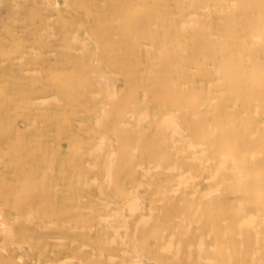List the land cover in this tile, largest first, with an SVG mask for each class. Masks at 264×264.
I'll use <instances>...</instances> for the list:
<instances>
[{"label": "rangeland", "instance_id": "1", "mask_svg": "<svg viewBox=\"0 0 264 264\" xmlns=\"http://www.w3.org/2000/svg\"><path fill=\"white\" fill-rule=\"evenodd\" d=\"M173 1L38 0L37 5L34 0H0V159L5 156L2 159L3 161L1 160L2 163L0 162V210H2L0 213V264H22L23 262V264H141L142 260L143 264H167L168 261H173L170 264H213L215 260V264H229L231 254L222 259V252L228 253L230 248L231 252L234 251L233 240L228 244L230 242L229 238L234 233H231L234 226L239 224L241 219L226 220L229 215L226 212L230 207V203L234 204L232 201L235 198H242L243 194L240 192L241 190L236 189L237 187L240 188L238 180L233 181L234 178H231L235 176V173H232L234 171L231 168V171H227L229 166H227L228 163L225 164L226 160L224 161L223 154L230 155L238 149L236 153L239 162L242 164L244 162L243 172L248 177L253 175L249 181L247 180L251 196H256L257 199L264 202V155L262 156L264 152V133H261L264 131V106H262L264 105V47L260 48L261 43H259V37H264V12L259 13L258 11V9L261 11L264 9V0ZM23 2H25V7L24 5L21 6ZM104 3L106 6L103 7ZM189 3L190 9L188 7ZM236 3H239L238 10L233 9L235 5L237 6ZM52 4L53 6H50ZM192 4L193 7L196 5L197 9H192ZM232 5H234L233 8ZM183 9L187 10L182 12ZM244 10L246 12L248 10L251 14L248 12L241 14ZM194 15L198 18L201 17L192 20L193 17H196ZM249 15L253 16L249 17ZM189 16L191 19L185 20ZM203 16L207 19L206 21ZM257 17H261L262 20L259 21L260 19ZM239 19H241V23ZM246 19L250 21L247 20L246 23H243ZM119 20L122 22L117 23ZM194 20L200 23V30L204 32H200V30L191 31L192 27L190 25ZM234 20L236 22H233ZM65 21L69 24L67 25ZM129 22L132 24L129 25ZM162 22L164 23L162 24L163 27L161 26ZM183 23L185 27H183ZM256 24L258 27H256ZM79 25H82L81 28ZM169 25L171 28H169ZM254 25H256V31L253 30ZM156 27L157 29L160 28L158 29L159 33ZM246 27L249 29L245 31ZM78 28L81 30L79 35L76 36L81 37V42H79V38L77 39L75 36L76 40L73 38V35L79 30ZM211 28L212 30H210ZM154 31L158 33L155 39L152 37L156 33ZM163 31H166V36ZM192 32L196 33L197 38ZM105 33L107 34L105 35ZM135 35L138 36L137 40ZM207 36L210 39H207ZM248 36L258 37L259 40L257 41V38L256 41L255 39L252 40ZM130 37L131 39H129ZM236 39L240 40L236 41ZM176 40L177 42H175ZM207 40H209V44L206 42ZM69 41L73 42L69 43ZM84 42L87 44L86 46H84ZM200 42H205L207 45L205 46L204 43L203 46ZM262 43L264 45V41ZM208 45L209 47H207ZM61 46L63 50L59 49ZM138 46L142 48L139 49ZM151 46L154 49H151ZM67 47H69V50H67ZM206 47L209 49L207 50ZM192 48L194 49L192 50ZM152 52L155 53V56L151 55ZM242 54L243 56H240ZM213 55H216V58L211 57ZM229 56H231V59H229ZM254 57L256 58L254 59ZM80 58L84 61H81ZM159 59L161 60L159 61ZM161 63L164 64L159 69ZM185 68L188 69L185 70ZM189 68L192 70L189 71ZM194 69L197 70L194 71ZM101 77L108 78L109 87L104 88L99 85L100 83L96 78L101 79ZM92 78H94L92 81H87V79ZM229 79L230 81H228ZM217 80H223L224 84L220 81L214 85L218 82ZM192 82L194 83L191 84ZM233 84H236V86ZM84 85L87 86L84 87ZM186 85L188 88H186ZM138 86L139 89H137ZM152 86L154 87L151 88ZM45 87L46 89L48 87V89L46 90ZM101 88L106 90L104 91ZM144 90L145 92L148 91V93L146 92L147 95L144 94ZM250 90H253V93ZM222 91L225 93H222ZM114 92L117 94H114ZM227 92H232V94L229 95ZM97 93H102V97H98ZM58 94L59 96H57ZM63 94L65 97H62ZM220 94L223 95L222 98ZM248 94H250L249 97ZM258 94L260 95L258 96ZM110 95L117 97L114 99ZM88 97L94 100L88 99ZM237 99L238 101H236ZM258 99L260 106L257 103ZM113 100L115 101L113 102ZM214 100H216V103L218 102L217 105ZM60 102L62 107L59 104ZM112 102L115 105L114 108L112 107L113 104H110ZM107 105L112 108L107 107ZM186 105L187 107L190 105V109ZM235 105L238 107L235 108ZM261 106L262 108H260ZM104 107L108 112L103 111ZM185 110H188V114ZM123 112L126 118L121 115ZM143 112L148 113L147 116ZM170 113L171 115L174 113L173 116L175 117L176 115H179V118L181 117L180 120H177L176 117L177 121L175 118L173 119L174 123L176 122L175 124L179 123V128L174 123H170L168 118ZM244 113L247 116L242 115ZM142 114L146 117L141 118ZM200 114H204L203 116L206 115V117L201 119ZM119 115L123 116L124 119ZM198 115L201 116V121H198ZM253 116H255V119ZM104 117H107V119ZM143 118L147 119L142 120ZM167 118L169 121L166 122L173 125H169L171 128L165 121L164 126L160 125L162 120ZM104 120L107 124L104 123ZM140 120L142 121L139 122L140 125L133 129V125H136L137 121ZM182 120L185 123H182ZM118 123L121 124L118 125ZM122 124L123 126H121ZM165 124L168 131L169 128L171 129L169 132L164 129ZM103 125L106 126L105 129ZM159 126H163L162 128L168 138L165 134V136H162L164 132H161ZM145 128L146 130H144ZM23 130L25 131L23 132ZM156 130L158 136L154 134ZM174 130L182 134L177 135ZM188 130H191V132ZM145 131L148 135L143 134ZM213 132H218V134H213ZM139 134L144 135L143 138L147 136V140L139 139ZM254 134L256 135L254 136ZM151 136H153V140L150 139ZM159 136L165 137V139L160 138L161 140H158L157 137ZM184 137L187 138V141L183 140ZM105 138L107 143L103 140ZM190 139L193 141H190ZM138 140L140 142L136 144ZM172 140H174L176 147ZM261 140L262 144H260ZM183 141L186 143L181 144ZM204 141H207L206 143L209 145ZM176 142H180V144ZM97 143L98 145L100 143L103 148L107 146L106 149L99 150L100 145L98 146ZM200 143L204 147L198 148ZM186 144L195 146L197 150H195L196 148L193 150L191 145L187 149V145L186 150L184 147L185 152L188 150L187 154H181L183 151L182 145L185 146ZM255 144L258 146L255 147ZM157 145L158 147H156ZM214 146L218 147L210 148ZM59 147H62V149L60 148V150ZM95 147H98V149ZM174 147L176 150L179 149L177 151V153L180 151L178 155L173 150ZM170 148H172V151ZM207 149L208 154L206 152L202 157L201 151ZM214 149H216V152ZM260 150H262L261 155H259ZM6 151L10 155L6 154ZM167 152L171 154H167ZM193 155L199 157L200 161L193 158ZM248 155L259 157L256 164H254L256 158H249ZM148 158H150L149 161ZM176 158L180 159H178L180 165L177 164ZM188 158L195 160L185 162ZM209 158L210 160L216 159L209 162ZM141 159H145L143 161L145 165ZM109 160L111 161L109 162ZM201 160H203L202 166H200ZM246 160L249 161L250 166L252 165L251 167L247 168L246 164L248 165V163H246ZM7 162L8 164L3 166ZM160 162L162 163L161 168L164 169L163 173L166 175H163L162 170L158 168ZM142 164L145 171L141 170L140 166ZM174 164L177 167H173ZM220 164H225V166ZM108 165L113 168V170L110 168V173L112 172V176H115L111 179V184L108 178L106 183L103 182L107 176L110 177L107 169ZM138 166L140 169H137ZM219 166H227V169L222 170ZM169 169L173 170L169 171ZM136 170L138 172H135ZM217 170L224 172L218 174L220 172L217 173ZM225 171L232 173L233 176L229 173L227 179L224 174L227 176L228 174ZM46 173L47 175H44ZM154 174H156L155 177ZM206 179L207 181H205ZM226 179L232 182L229 183ZM166 181H169V184H165ZM26 182L28 183L26 184ZM170 182L173 183L174 188L179 187L178 190L180 191L172 192L173 188L171 189ZM184 182L188 186L182 185ZM166 185L168 190L165 189ZM180 185L188 188H181ZM158 187L160 190L157 191ZM216 188H219L220 191ZM168 191H171V193ZM164 192L168 193L164 195ZM211 192L214 193L210 194ZM131 193L132 195H130ZM144 193H147V195L145 194V196ZM205 194L207 195L206 198H202L205 197ZM126 195H130V197L127 196L128 199L124 198ZM131 196L135 198L137 196L136 199H140V201L138 199L139 206L143 204L137 213H130L128 209L130 204L134 205ZM220 197H223V200ZM225 197L228 199L225 200ZM45 199L48 201L46 202ZM172 199L175 200V203ZM181 202H186L187 204L184 203L186 207H183ZM211 202H216L215 206ZM111 203L113 204L111 205ZM199 204H203V207H197ZM206 205H210L207 210H205ZM190 206H193V208L191 209ZM226 206H229L228 209L225 208ZM54 207L56 208L55 213H53ZM120 207L125 209V212ZM131 207L133 208V206ZM184 208H187L186 212ZM232 208L233 205L229 210L230 214ZM225 209L226 212H224ZM219 210L226 214L224 220V217L221 218ZM215 213L216 218L214 217ZM183 215L185 217L189 216L184 218L185 223L180 221V219H183ZM190 215H195L191 221L189 219ZM212 215L214 216L212 217ZM26 217L29 220L24 219ZM106 217L110 219V222L113 219L112 223H108L109 220L107 221ZM147 217L148 220L151 218L152 221L145 225L144 222H148ZM210 217L213 219H209ZM140 221L142 222L140 223ZM192 221L193 227H189ZM199 221L200 225L197 224ZM216 222H220V224L216 226ZM224 222H228L230 225ZM139 223L140 226L136 228L135 226ZM29 224L32 225L29 226ZM110 224L113 225V228ZM214 225L215 228H213ZM115 226H117V230ZM180 226H183L185 231L180 229L182 228ZM177 228L181 232H175V230H178ZM189 228L191 231H189V235H186ZM63 229L65 230L63 231ZM90 229H92V232H90ZM227 230H231V232L227 233ZM113 231H115V234ZM197 231H202L205 235L202 233L200 235L199 232L196 233ZM211 231H215L214 235L209 234V232L212 233ZM218 235L222 239L219 240ZM172 236L175 240L173 243L171 242V246H168ZM223 236L227 237L224 239ZM180 237H183L184 243L182 241V244H184V248L179 244L181 242ZM201 237L206 239L202 238L203 241ZM185 238L187 242H185ZM60 240L62 241L60 242ZM32 241L35 243L26 245ZM65 241L67 242L65 243ZM201 243L202 245H200ZM193 244L196 249L192 247ZM203 245H206L204 250L201 249L202 252L206 251L204 254L199 252L201 251L199 250L200 246L203 247ZM163 246L170 247V250L173 248V250L171 252L167 251ZM179 247L183 249H181V253L178 251L180 250ZM216 247H219V252L214 251ZM162 248L165 251L163 250L164 253L161 254ZM133 250L135 251L133 252ZM189 250L193 252H190V255L193 254V257L191 255L192 258L189 256ZM209 250L210 253H208ZM158 251L159 254H157ZM176 251L178 252L176 253ZM133 253L135 254L133 255ZM179 253L180 255L177 257ZM184 255L186 256L184 257ZM7 258H11L14 263L11 260L9 263ZM109 258H112L113 261L114 258L117 260L115 259L113 263Z\"/></svg>", "mask_w": 264, "mask_h": 264}, {"label": "bare ground", "instance_id": "2", "mask_svg": "<svg viewBox=\"0 0 264 264\" xmlns=\"http://www.w3.org/2000/svg\"><path fill=\"white\" fill-rule=\"evenodd\" d=\"M25 1H26V0H25ZM48 1H49V0H48ZM137 1H138V0H137ZM140 1H141V0H140ZM159 1H162V0H159ZM174 1H175V0H174ZM174 1H173V2H174ZM191 1H192V0H191ZM218 1H219V0H218ZM223 1H224V0H223ZM240 1H241V0H240ZM240 1H239V3H240ZM247 1H248V0H247ZM104 2H105V1H104ZM110 2H111V1H110ZM113 2H114V1H113ZM164 2H167V0H164ZM177 2H178V0H177ZM227 2H228V1H227ZM249 2H250V1H249ZM249 2H248V3H249ZM34 3L38 5V0H34ZM85 3H86V2H85ZM193 3H194V2H193ZM222 3H223V2H222ZM230 3L232 4V2H230ZM239 3H238V4H239ZM182 4H183V2H182ZM236 4H237V3H236ZM238 4H237V6L235 5V8H233L234 5H232V8L235 9V10H238V9H237ZM23 5H24V7H25V2H23V3L21 4V6H23ZM57 5H58V4L56 3V6H57ZM104 5L106 6L105 3H104L102 6L104 7ZM50 6H53V4L50 5ZM56 6L54 5V7H56ZM184 6H185V5H184ZM189 6H190V3H189V5H188V7H189ZM191 6H192V9L194 8V10H195L196 5L193 7V4H192ZM262 6H263V5H262ZM165 7H166V6H165ZM165 7H164V9H166ZM57 8L59 9V7H57ZM105 8H106V7H105ZM248 8H249V7H248ZM250 8H251V7H250ZM261 8H262V7H261ZM263 8H264V6H263ZM58 9H57V11H58ZM116 9H117V8H116ZM116 9H115V11H116ZM170 9H172V8L170 7ZM177 9L179 10V8H177ZM189 9H190V7H189ZM189 9H188V10H189ZM196 9H197V8H196ZM55 10H56V9H55ZM106 10H107V9H106ZM119 10H120V9H119ZM186 10H187V9H186ZM186 10L183 9V11H182V10H181V11L184 12V11H186ZM229 10H230V9H229ZM241 10H242V9H241ZM241 10H240V11H241ZM165 11H166V10H165ZM203 11H204V10H203ZM240 11H239V12H240ZM258 11H259V13H260V12L263 13V12H264V9H262V11H261L260 9H258ZM46 12H47V10H46ZM116 12H117V11H116ZM247 12L250 13L248 10H247ZM247 12L244 10V12H242L241 14H243V13L246 14ZM209 13H210V11H209ZM60 14H61V13H60ZM211 14H212V13H211ZM214 14H215V13H214ZM216 14H217V13H216ZM223 14H224V13H223ZM232 14H233V13H232ZM245 14H244V15H245ZM250 14H251V13H250ZM263 14H264V13H263ZM263 14H262V15H263ZM140 15H141V14H140ZM179 15H180V14H179ZM99 16H100V15H99ZM138 16H139V14H138ZM194 16H196V15H194ZM226 16H227V15H226ZM250 16L252 17L253 15H249V17H250ZM146 17H147V16H146ZM200 17H201V16H200ZM200 17H199V18H198V16L193 17L192 20L195 19V18L200 19ZM203 17H204V16H203ZM258 17H259V16H258ZM258 17H257V18H258ZM261 17H262V16H261ZM261 17H260V18H261ZM211 18H212V16H211ZM229 18H231V17L229 16ZM234 18H235V17H234ZM234 18H233V19H234ZM260 18H258V19H260ZM138 19H139V18H138ZM157 19L159 20V18H157ZM157 19H156V20H157ZM186 19H191V17L189 16L188 18H185V20H186ZM204 19H205V21L207 20L205 17H204ZM212 19H213V18H212ZM212 19H211V20H212ZM233 19H232V20H233ZM160 20H161V19H160ZM247 20L250 21L249 19H246L245 22H243V23H246ZM261 20H262V19H260L259 21H261ZM122 21H123V19H122ZM122 21L119 20L117 23H120V22H122ZM163 21H164V20H163ZM190 21H191V20H190ZM225 21H226V19H225ZM239 21H240V23H241V19H239ZM41 22H42V21H41ZM219 22H220V21H219ZM221 22H222V21H221ZM233 22H236V21L234 20ZM65 23H66V21H65ZM113 23H114V22H113ZM157 23H158V21H157ZM185 23H186V22H185ZM210 23H212V22H210ZM223 23H224V21H223ZM228 23H229V22H228ZM66 24H67V23H66ZM68 24H69V23H68ZM68 24H67V25H68ZM81 24H82V23H81ZM131 24H132V23L129 22V25H131ZM162 24H164V23H163V22L161 23V26L163 27ZM186 24H188V23H186ZM190 24H191V23H190ZM199 24H200V23H198L197 21L194 20V22H192V24L190 25V27H192V28H191V31H192V30H193V31H199V30H200V27H199L200 25H199ZM220 24H222V23H220ZM257 24H259V23H257ZM257 24H256V25H257ZM67 25H66V26H67ZM136 25H137V24H136ZM182 25H183V27H185V26H184V25H185L184 23H183ZM240 25H241V24H240ZM256 25H254V29L252 28L254 31L257 30L256 27H258V25H257V26H256ZM81 26H82V25H79L80 28H81ZM156 26H157V24H156ZM164 26H165V25H164ZM169 26H170V25H169ZM211 26H212V25H211ZM220 26H222V25H220ZM237 26H239V25H237ZM255 26H256V27H255ZM118 27H119V24H118ZM152 27H153V26H152ZM162 27H161V29H163ZM226 27H227V26H226ZM248 27H249V26H248ZM248 27H246L245 31H246L247 29L250 28V27H249V28H248ZM80 28H78L79 30L73 35V38H74V39H75V37H76L77 39L79 38V42H81V41H80L81 37H77L76 35H79V31L81 30ZM169 28H171V26H170ZM209 28H210V27H209ZM156 29H157V27H156ZM158 29H160V28H158ZM158 29H157V30H158ZM184 29H185V28H184ZM255 29H256V30H255ZM169 30H170V29H169ZM185 30H187V29H185ZM210 30H212V28H211ZM263 30H264V29H263ZM230 31H231V30H230ZM232 31H233V30H232ZM43 32H45V31H43ZM154 32H156V31H154ZM154 32H153V33H154ZM157 32L159 33V30H158ZM157 32H156L155 34H153V36H152L153 39L156 38V36H157V34H158ZM165 32H166V31H165ZM165 32L163 31L164 34H165ZM200 32H204V31L200 30ZM167 33H168V32H167ZM106 34H107V33H105V35H106ZM131 34H132V33H131ZM164 34H163V35H164ZM192 34H193V35H196V33H193V32H192ZM142 35H143V34H142ZM74 36H75V37H74ZM165 36H166V34H165ZM175 36H176V35H175ZM199 36H200V35H199ZM115 37H117V36H115ZM135 37H136V35H135ZM142 37H143V36H142ZM195 37L197 38V35H196ZM202 37H203V36H202ZM248 37H250V39H252V40L255 39V41H256V38H257V41L259 40L258 37H256V38L251 37V36H248ZM248 37H247V39H248ZM163 38H164V37H163ZM232 38H233V37H232ZM232 38H231V39H232ZM259 38H260V40H261V41L259 40V43H261V44H260V45H261L260 48H263L264 45H263L262 42L264 41V37H259ZM57 39H58V38H57ZM74 39H73V41H74ZM129 39H131V37H130ZM137 39H138V36L136 37V40H137ZM164 39H165V38H164ZM204 39H205V38H204ZM207 39H210V38H208V36H207ZM75 40H76V39H75ZM239 40H240V39H238V40L236 39V41H239ZM73 41H69V43H72ZM128 41H129V40H128ZM75 42H76V41H75ZM77 42H78V41H77ZM152 42H153V40H152ZM175 42H177V40H176ZM206 42L208 43L209 40H207ZM200 43H201V42H200ZM204 43H205V42H204ZM204 43H201V44L203 45ZM242 43H243V42H242ZM76 44H78V43H76ZM76 44H75V45H76ZM81 44H82V43H81ZM83 44H85V42H84ZM163 44H164V43H163ZM163 44H162V45H163ZM170 44H171V43H170ZM208 44H209V43H208ZM243 44H244V43H243ZM245 44H246V43H245ZM86 45H87V44H85L84 46H86ZM89 45H90V44H89ZM164 45H167V44L165 43ZM172 45H173V43H172ZM204 45L206 46L207 44L205 43ZM204 45H203V46H204ZM252 45H253V44H252ZM252 45H251V46H252ZM141 46H142V45H141ZM141 46H140V48L143 47V46H142V47H141ZM230 46H232V45H230ZM235 46H237V45H235ZM70 47H71V46H70ZM207 47H209V45H208ZM207 47H206V49H207ZM237 47H238V46H237ZM237 47H236V48H237ZM255 47H256V46H255ZM257 47H259V46H257ZM138 48H139V46H138ZM140 48H139V49H140ZM150 48H151V49H154V47H152V46H151ZM162 48H163V47H162ZM252 48H254V47L252 46ZM59 49H62V50H63L62 46H61V48H59ZM88 49H89V47H88ZM179 49H180V48H179ZM193 49H194V48H192V50H193ZM202 49H203V47H202ZM208 49H209V48H208ZM208 49H207V50H208ZM258 49H259V48H258ZM67 50H69V47H67ZM97 50H98V48H97ZM190 50H191V49H190ZM259 50H260V49H259ZM74 51H76V50H74ZM87 51H89V50H87ZM98 51H99V50H98ZM98 51H97V53H98ZM132 51H133V50H132ZM182 51H183V50H182ZM182 51H181V52H182ZM198 51H199V49H198ZM201 51H205V50H201ZM260 51H262V49H261ZM263 51H264V48H263ZM80 52H82V51H80ZM174 52H175V51H174ZM183 52H185V51H183ZM217 52H218V51H217ZM75 53H76V52H75ZM83 53H85V52L83 51ZM238 53H240V52H238ZM9 54H10V53H9ZM78 54H79V53H78ZM185 54H187V53H185ZM52 55L54 56L53 53H52ZM81 55H83V54H81ZM85 55H86V53H85ZM149 55H150V54H149ZM151 55H152V56H155V53L152 52ZM164 55H165V54H164ZM164 55H163V56H164ZM166 55H168V54H166ZM203 55H204V54H203ZM203 55H202V56H203ZM98 56H99V55H98ZM98 56H97V57H98ZM231 56H232V54H231ZM231 56H229V59H231ZM233 56H234V55H233ZM237 56L239 57V54H238ZM240 56H243V54L240 55ZM249 56H250V51H249ZM211 57L216 58V55H215V56L213 55V56H211ZM211 57H210V58H211ZM160 58H161V57H160ZM203 58H204V56H203ZM255 58H256V57H254V59H255ZM19 59H20V58H19ZM80 59H81V58H80ZM136 59H137V58H136ZM172 59H173V58H172ZM180 59H182V58H180ZM229 59H227V60H229ZM248 59H250V57H248ZM160 60H161V59H159V61H160ZM227 60H225V61H227ZM81 61H84V60L81 59ZM100 61H101V60H100ZM138 61H139V60H138ZM140 61H141V60H140ZM221 61H223V60L221 59ZM260 61H261V60H260ZM213 62H214V59H213ZM262 62H263V61H262ZM139 63H140V62H139ZM139 63H138V64H139ZM202 63H203V62H202ZM54 64H55V63H54ZM70 64H71V62H70ZM94 64H95V63H94ZM136 64H137V63H136ZM138 64H137V65H138ZM163 64H164V63H161V65L159 64V69L161 68V66H162ZM221 64L223 65L222 62H221ZM77 66H78V65H77ZM181 66H182V65H181ZM11 67H12V66H11ZM89 67H90V66H89ZM91 67H94V66H91ZM135 67H136V66H135ZM77 68H78V67H77ZM157 68H158V66H157ZM171 68H172V67H171ZM218 68H219V66H218ZM186 69H188V68H185V70H186ZM210 69H211V68H210ZM149 70H150V69H149ZM183 70H184V69H183ZM183 70H182V73H183ZM190 70H192V69L189 68V71H190ZM195 70H197V69H194V71H195ZM199 70H200V69H199ZM152 71H153V70H152ZM187 71H188V70H187ZM37 72H38V71H37ZM172 72H173V71H172ZM197 72L199 73L200 71H197ZM197 72H196V73H197ZM215 72H216V71H215ZM29 73H30V72H29ZM35 73H36V72H35ZM143 73H144V72H143ZM143 73H142V74H143ZM182 73H181V74H182ZM198 73H197V74H198ZM202 73H203V72H202ZM219 73H220V72H219ZM150 74H151V73H150ZM150 74H148V76H150ZM153 74H154V73H153ZM94 75H95V72H94ZM171 75H172V73H171ZM182 75H183V74H182ZM194 75H195V73H194ZM141 76H142V75H141ZM90 77H91V76H90ZM123 77L125 78L126 76H123ZM182 77H183V76H182ZM14 79H15V78H14ZM93 79H94V78H92V79H90V80L87 79V81L90 82V81H92ZM96 79H97L98 83H100L99 85L103 86L104 88L109 87V80H108V78H102V77H101V79H99V78H96ZM98 79H99L100 81H99ZM140 79H141V78H140ZM262 79H263V78H262ZM262 79H261V81H263ZM251 80H252V79H251ZM71 81H72V80H71ZM79 81H80V80H79ZM217 81H218V80H217ZM220 81H221V80H219L218 82L214 83V85L217 84V83H219ZM222 81H223V80H222ZM222 81H221L220 83L224 84ZM228 81H230V79H229ZM85 82H86V81H85ZM141 82H142V79H141ZM235 82H236V81H235ZM255 82H256V81H255ZM98 83H96V84H98ZM138 83H139V81H138ZM193 83H194V82H192L191 84H193ZM236 83H237V82H236ZM256 83H257V82H256ZM169 84H170V86H172L171 83H169ZM211 84H212V82H211ZM241 84H242V83H241ZM80 85H81V84H80ZM233 85L236 86V84H233ZM256 85H257V84H256ZM86 86H87V85H84V87H86ZM93 86L95 87V85H93ZM154 86H155V85H154ZM154 86H152L151 88H153ZM173 86L175 87V85H173ZM183 86H184V85H183ZM186 86H187V85H186ZM211 86H212V85H211ZM49 87H50V86H49ZM97 87H98V86H97ZM155 87H156V86H155ZM178 87H179V85H178ZM192 87H193V86H192ZM192 87H191V88H192ZM223 87H224V86H223ZM252 87H253V86H252ZM252 87H251V88H252ZM62 88H63V87H62ZM104 88H103V89L101 88V89L105 91L106 89H104ZM115 88H116V87H115ZM186 88H188V86H187ZM45 89H46V87H45ZM47 89H48V87H47ZM47 89H46V90H47ZM85 89H86V88H85ZM137 89H139V86H138ZM175 89H176V88H175ZM183 89H184V87H183ZM183 89H182V90H183ZM193 89H194V88H193ZM230 89H231V88H230ZM260 89H261V88H260ZM78 90H79V88H78ZM240 90H241V88H240ZM43 91H44V89H43ZM79 91H80V90H79ZM130 91H132V90H130ZM199 91H200V90H199ZM252 91H253V90H252ZM252 91L250 90L251 93H253ZM32 92H33V91H32ZM36 92H38V91H36ZM101 92H102V91H101ZM121 92H122V91H121ZM144 92H145V90H144ZM146 92L148 93V91H146ZM146 92H145L144 94L147 95ZM201 92H202V90H201ZM250 92H249V93H250ZM28 93H30V92H28ZM84 93H86V92H84ZM222 93H225V92L222 91ZM230 93L232 94V92H230ZM230 93L227 92V94L231 95ZM251 93H250V94H251ZM99 94H100V93H99ZM99 94L97 93V96H98V97H102V93L100 94V96H99ZM114 94H117V93L114 92ZM240 94H241V93H240ZM250 94H248V97H249ZM94 95H96V94H94ZM112 95H113V94H112ZM112 95H110V96H112ZM167 95H169V94H167ZM220 95H222V94H220ZM241 95H242V94H241ZM259 95H260V94H258V96H259ZM57 96H59V94H58ZM60 96H61V95H60ZM81 96H82V95H81ZM83 96H84V94H83ZM89 96H90V94H89ZM92 96H93V93H92ZM92 96H91V97H92ZM251 96H252V95H251ZM263 96H264V94H263ZM0 97H1V96H0ZM62 97H65V95L63 94ZM112 97H114V96H112ZM115 97H117V96H115ZM115 97H114V99H115ZM161 97H164V96H161ZM179 97H180V95H179ZM222 97H223V95L221 96V98H222ZM240 97H241V96H240ZM240 97H239V98H240ZM243 97H244V96H243ZM55 98H56V96H55ZM83 98H84V97H83ZM89 98H90V97H88V99H89ZM94 98H95V96H94ZM221 98H220V99H221ZM224 98H225V97H224ZM258 98H259V97H258ZM61 99H62V98H61ZM71 99H72V98H71ZM73 99H74V98H73ZM90 99H92V98H90ZM95 99H96V98H95ZM97 99H99V98H97ZM118 99H119V98H118ZM118 99H117V100H118ZM48 100H49V98H48ZM52 100H54V99H52ZM52 100H51V102H52ZM92 100H94V99H92ZM120 100H121V99H120ZM120 100H119V101H120ZM46 101H47V100H46ZM49 101H50V100H49ZM55 101H56V100H55ZM67 101H68V100H67ZM111 101H112V99H111ZM114 101H115V100H113V102H114ZM214 101H215V103H216V100H214ZM236 101H238V99H237ZM247 101H248V100H247ZM33 102H35V101H33ZM76 102H77V100L75 101V103H76ZM113 102L110 103V104H113V106L110 105V104H109V105L112 106V107L114 108L115 105H114ZM117 102H118V101H117ZM187 102H188V101H187ZM243 102H244V101H243ZM250 102H251V101H250ZM262 102H263V101H262ZM10 103H11V102H10ZM46 103H48V102H46ZM53 103H54V101H53ZM55 103H57V102H55ZM85 103H86V102H85ZM143 103H144V102H143ZM164 103H165V101H164ZM236 103H237V102H236ZM241 103H242V101H241ZM257 103H258L259 106H260L259 99H258ZM4 104H5V103H4ZM29 104H30V103H29ZM49 104H52V103H49ZM59 104L61 105V102H60ZM83 104H84V103H83ZM176 104H178V103H176ZM188 104H189V103H188ZM210 104H211V103H210ZM217 104H218V102L216 103V105H217ZM263 104H264V102H263ZM249 105H251V104H249ZM261 105H262V104H261ZM110 106L107 105V107H110ZM135 106L137 107L136 104H135ZM189 106H190V105H189ZM189 106L187 107V105H186L187 108H189ZM201 106H203V105H201ZM236 106H237V105H235V108L238 107V106H237V107H236ZM262 106H264V105H262ZM262 106H261L260 108H262ZM61 107H62V105H61ZM112 107H110V108H112ZM197 107H198V106H197ZM242 107H243V106H242ZM242 107H241V108H242ZM78 108H79V107H78ZM117 108H118V107H117ZM133 108H134V106H133ZM184 108H185V107H184ZM184 108H183V109H184ZM198 108H199V107H198ZM17 109H18V108H17ZM83 109H84V108H83ZM87 109H88V108H87ZM93 109H94V108H93ZM95 109H97V108H95ZM108 109H109V108H108ZM135 109H136V108H135ZM185 109H186V108H185ZM189 109H190V108H189ZM233 109H234V107H233ZM258 109H259V108H258ZM258 109H257V110H258ZM105 110L108 112V110L106 109V107H104V110H103V111L106 112ZM109 110H110V109H109ZM111 110H112V109H111ZM195 110H197V109L195 108ZM229 110H231V109H229ZM260 110H261V109H260ZM8 111H10V110H8ZM93 111H95V110H93ZM103 111H102V112H103ZM146 111H147V110H146ZM185 111H186V110H185ZM187 111H188V110H187ZM187 111H186V113H187ZM91 112H92V111H91ZM120 112H121V111H120ZM177 112H178V111H177ZM177 112H176V114H179V113H177ZM256 112H258V111H256ZM9 113H11V112H9ZM70 113H71V112H70ZM129 113H130V112H129ZM129 113H128V114H129ZM143 113H144L146 116H147V114H148V113L146 114V112H143ZM180 113H183V112H180ZM214 113H215V112H214ZM74 114H75V113H74ZM118 114H120V113H118ZM144 114H142L141 118H142V117H146V116H144ZM183 114H185V113H183ZM187 114H188V113H187ZM210 114H211V113H210ZM256 114H257V113H256ZM108 115H110V114H108ZM121 115L125 116V118H126V115L124 114V112L121 113ZM121 115H119V116L121 117ZM173 115H175V114L172 113V115H171V113H170V114H169L170 117H168V115H166V117H168V118L170 119V123H174V120H173V119L175 118V120H176V117H177V120H180L181 117H180V118L178 117L180 114H179L178 116L176 115V117L173 116ZM181 115H182V114H181ZM200 115H201V114H200ZM200 115H198V118L195 117V118L198 119V121H201L202 118L206 117V115L203 116L204 114L201 115L202 117H201ZM242 115H246V114L244 113V114H242ZM8 116H9V115H8ZM106 116H107V114H106ZM123 116H122V117H123ZM138 116H140V115H138ZM171 116H173V117L171 118ZM183 116L185 117V115H183ZM194 116H195V115H194ZM246 116H247V115H246ZM122 117H121V118H122ZM132 117L134 118V115H133ZM149 117H150V116H149ZM200 117H201V119H200ZM242 117H243V116H242ZM253 117H254V119H255V116H253ZM256 117H257V116H256ZM104 118H105V117H104ZM104 118H102V119H104ZM147 118H148V117H147ZM147 118H145V119H147ZM154 118H155V116H154ZM164 118H165V117H164ZM168 118H167L166 120L163 119L160 125H163V123H165L166 121H169ZM52 119H54V118L52 117ZM102 119H101V120H102ZM105 119H107V117H106ZM122 119H124V117H123ZM138 119H139V118H138ZM145 119L143 118L142 120H145ZM182 119H183V118H182ZM184 119H185V118H184ZM241 119H242V118H241ZM171 120H172L173 122H172ZM177 120H176V121H177ZM123 121H124V120H123ZM164 121H165V122H164ZM182 121H183L182 123H185L184 120H182ZM105 122H106V121L104 120V123H105ZM114 122H115V121H114ZM137 122H138V123H136V125H135V124L133 125V129L136 128L137 126H139V125H140L139 122H142V121L140 120V121H137ZM143 122H144V121H143ZM195 122H197V121H195ZM1 123H2V122H1ZM33 123H35V122L33 121ZM97 123H99V122H97ZM97 123H96V124H97ZM100 123H101V122H100ZM100 123H99V124H100ZM115 123H116V122H115ZM168 123H169V122H168ZM168 123L166 122V124H167L168 126H169V125L173 126L172 124H170V123L168 124ZM175 123H176V122H175ZM175 123H174V124H175ZM233 123H234V122H233ZM235 123L237 124V122H235ZM84 124H85V123H84ZM90 124H91V123H90ZM99 124H97V125H99ZM106 124H107V122H106ZM106 124H105V125H106ZM119 124H121V123H118V125H119ZM166 124H165V125H166ZM192 124H193V122H192ZM247 124H249V123L247 122ZM80 125H81V124H80ZM86 125H87V124H86ZM105 125H103V126H104V127H103L104 129H105V127H106ZM131 125H132V124H131ZM167 125H166V127H165L164 129L166 130V132H169V131L171 130V129H170L171 126H169L170 128H169V131H168V129H166V128H168ZM178 125H179V123H178V124H175V126H176L177 128H179ZM234 125H235V124H234ZM261 125H262V124H261ZM94 126H95V125H94ZM108 126H109V124L107 125V128H108ZM121 126H123V124H122ZM134 126H135V127H134ZM163 126H164V125H163ZM163 126H159V128L161 127V129H160V130H162L161 132H164V133L162 134V136H165V135H166V137L168 138L167 134L165 133L164 129L162 128ZM190 126H192V125H190ZM246 126H247V125H246ZM259 126H260V125H259ZM263 126H264V125H263ZM99 127H100V126H99ZM209 127H210V126H209ZM228 127H229V126H228ZM103 128H102V129H103ZM150 128H152V127H150ZM159 128H158V130H159ZM172 128H173V127H172ZM174 128H175V127H174ZM218 128H219V127H218ZM218 128H216V129H218ZM28 129H29V128H28ZM28 129H27V130H28ZM62 129H63V128H62ZM216 129H215V130H216ZM64 130H65V129H64ZM89 130H90V129H89ZM131 130H132V129H131ZM144 130H146V128H145ZM151 130H152V129H151ZM160 130L158 131L159 134H160ZM177 130H178V129H177ZM24 131H25V130H23V132H24ZM66 131H67V130H66ZM107 131H108V130H107ZM148 131H149V130L147 129V132H148ZM174 131L176 132V130H174ZM184 131H185V130H184ZM188 131L191 132V130H188ZM216 131H217V130H216ZM227 131H228V130H227ZM175 132H174V133H175ZM225 132H226V130H225ZM258 132H259V131H258ZM18 133H20V132H18ZM67 133H68V131H67ZM73 133H74V132H73ZM97 133H98V132H97ZM172 133H173V132H172ZM172 133H171V134H172ZM179 133H180V132L177 131L175 134H177V135L182 134V133H180V134H179ZM199 133H200V132H199ZM214 133H215V134H218V132H213V134H214ZM261 133H264V131L261 132ZM10 134H11V133H10ZM140 134H141V133H140ZM140 134H139V135H140ZM143 134H145V135L147 134V135H148V133H146V131L143 132ZM151 134L153 135V133H151ZM154 134L157 135V136L159 135V134L157 133V130H156V132H154ZM164 134H165V135H164ZM235 134H236V133H235ZM257 134H258V133H257ZM75 135L77 136V134H75ZM172 135H173V134H172ZM211 135H212V133H211ZM255 135H256V134H254V136H255ZM3 136H5V135H3ZM105 136H106V135H105ZM142 136H144V135H142ZM142 136L140 135L139 139H143L144 141L147 140V139H146L147 136L144 137V138H143ZM153 136H154V135H153ZM153 136H151V138H150L151 140H153ZM162 136L157 137L158 140H161V139L163 138ZM217 136H218V135H217ZM252 136H253V135H252ZM254 136H253V137H254ZM41 137H42V135H41ZM102 137H104V136H102ZM108 137H109V136H108ZM154 137H155V136H154ZM209 137H212V136H209ZM42 138H43V137H42ZM75 138H76V137H75ZM80 138H82V137H80ZM93 138H94V137H93ZM160 138H161V139H160ZM167 138H166V139H167ZM185 138H186V137H184V139H183V138H182V139L185 140V141H187V138H186V139H185ZM189 138H190V137H189ZM189 138H188V140H189ZM193 138L195 139L196 137H193ZM70 139H71V138H70ZM101 139H102V138H101ZM164 139H165V137H164L162 140H164ZM171 139H172V138H171ZM230 139H231V137H230ZM103 140H104V142L107 141L106 138L103 139ZM103 140H101V141L103 142ZM168 140H169V139H168ZM191 140H192V139H190V141H191ZM216 140H217V138H216ZM263 140H264V139H263ZM25 141H26V140H25ZM185 141H183V143H181V144H185V143H186ZM192 141H193V140H192ZM138 142H140V141L138 140V141L136 142V144H138ZM164 142H165V141H164ZM168 142H169V141H168ZM172 142H174V140H172ZM184 142H185V143H184ZM206 142H207V141H206ZM206 142L204 141V143H206ZM263 142H264V141H263ZM87 143H88V142H87ZM87 143H86V144H87ZM106 143H107V142H106ZM106 143H105V145H106ZM141 143H142V142H141ZM166 143H167V140H166ZM169 143H170V142H169ZM176 143L180 144V142H176ZM188 143H189V142H188ZM192 143H193V142H192ZM192 143H191V144H192ZM159 144H160V143H159ZM159 144H158V145H159ZM191 144H190V145H191ZM206 144H207V143H206ZM216 144L218 145V143H216ZM216 144H215V145H216ZM260 144H262V140H261V143H260ZM97 145H98V143H97ZM99 145H100V143H99ZM99 145H98V146H99ZM105 145H103V146H105ZM158 145H157L156 147H158ZM165 145H166V144H165ZM175 145H176V144H175V142H174V146H175ZM187 145H188V144H186L185 146L182 145V147H183L182 150H183V151H182L181 154H183V155L187 154L186 152H187L188 150L185 152V150H186V146H187ZM190 145L187 146V149L190 147ZM192 145H194V144H192ZM192 145H191V147H193L192 149L194 150V148H196V147H195V146H192ZM203 145H205V144H203ZM207 145H209V144H207ZM210 145L213 146L212 144H210ZM223 145H225V144H223ZM137 146H138V145H137ZM249 146H250V144H249ZM256 146H258V145L255 144V147H256ZM260 146H261V145H260ZM106 147H107V146H105V148H103V147H101V145H100V149H99V150H101L102 148L105 150ZM151 147H152V146H151ZM159 147H160V146H159ZM175 147H176V146H175ZM175 147H174L173 150H175V152L177 153V151H178L179 149L176 150ZM184 147H185V150H184ZM199 147H204V146H202L201 143H200V145L198 144V148H199ZM205 147H206V145H205ZM216 147H218V146H216ZM216 147L214 146V147H210V148L212 149V148H216ZM221 147H222V145H221ZM60 148L62 149V147H59V149H60ZM68 148H69V147H68ZM95 148L98 149V147H95ZM206 148H208V147H206ZM61 149H60V150H61ZM103 149H102V151H103ZM153 149H155V148H153ZM171 149H172V148H170V150H171ZM21 150H22V148H21ZM67 150H68V149H67ZM136 150H137V148H136ZM136 150H135V152H136ZM155 150H157V149H155ZM170 150H169V151H170ZM195 150H197V148H196ZM214 150H215V152H216V149H214ZM23 151H26V150H23ZM80 151H81V150H80ZM169 151H168V152H169ZM171 151H172V150H171ZM260 151H261V152H260ZM260 151H259V155H261V153H262V150H260ZM156 152H157V151H156ZM168 152H167V154H171V153H168ZM179 152H180V151H179ZM179 152L177 153V155L179 154ZM194 152H195V151H194ZM201 152H202V153H200V154H201L202 157H203V154H204V153L207 152V154H208V149H207L206 151L203 150V151H201ZM236 152H238V149L235 151V153H236ZM79 153H80V152H79ZM94 153L97 154L96 152H94ZM112 153H113V152H112ZM112 153H111V154H112ZM115 153H118V152H115ZM115 153H114V156H115ZM235 153H233V154L230 153V155H227V154H223V155H222V157H224V161L226 160V163H225V162H224V163H225V164L228 163L227 166H229V167H228L229 170L226 168L227 166H226V167H221V166H223V165L225 166V164L221 165V164H222V163H221V164H220L221 166H219V168L221 167L220 169H222V170H223L224 168H226L227 171H231V169H233L234 172H232V173H235V174H234L235 176H234V177H231V178H234L233 181H234V180L236 181V179L238 180V185L240 186V188L237 187L236 189L241 190L240 192H242V194H243V196L240 194V195L242 196V198H241V197H239L238 199L235 198V200L232 201V203H234V204H231V203H230V207H229V206H226V207H225L226 209H228V207H229V209L227 210V212H226V209L224 210V212H226V214H229V215H230V216L228 215V218L225 217V215H226L225 213H222L221 210H219V212H220V216H222L221 218L224 217L223 220H224L225 218H226V220H227V219H228V220H233L234 218H239V219H241V221L239 222V224H237L236 226H234V228H236L235 230H234V228H233V231H232V232H231V230H230V231L227 230V233H228V232H231V233L234 232V233L230 236V238H229V241H230V242H229L228 244H230L231 241L233 240V243H234V247H235V248H234V251H233V252H231V248H230V247H229L230 250H228V251H230V252L226 253V252L223 251V252H222V259H225L224 257H226V255L231 254V255H230V262H229V264H264V202H263L262 200L257 199L256 196H254V197L251 196V193H250L251 190L249 191L247 180L249 181L250 177H252L253 175H250V177H248L247 174H246L245 172H243L244 170H243L242 168H243L244 162H243V164L240 163V162H239L240 160H239V158H238V156H237L238 154H237V153L235 154ZM6 154H9V155H10V153L7 152V151H6ZM108 154H109V153H108ZM195 154H196V153H195ZM200 154H199V155H200ZM215 154H216V153H215ZM106 155H107V153H106ZM116 155H118V154H116ZM183 155H182V156H183ZM196 155H197V154H196ZM196 155H195V156L193 155L192 157H193V158H197ZM204 155H205V154H204ZM253 155H254V154H253ZM253 155H252V156H251V155H250V156L248 155V156H249V158H252ZM255 155H256V154H255ZM257 155H258V154H257ZM263 155H264V152H263L262 156H263ZM143 156H144V155H143ZM165 156H166V155H165ZM168 156H169V155H168ZM180 156H181V155H180ZM180 156H179V158H180ZM182 156H181V157H182ZM206 156H207V155H206ZM227 156H228V158H227ZM248 156H247V157H248ZM2 157L4 158L5 156H2ZM28 157H29V156H28ZM85 157H86V156H85ZM111 157H113V156L111 155ZM111 157H110V158H111ZM116 157H117V156H116ZM116 157H115V158H116ZM153 157H154V156H153ZM163 157H164V156H163ZM176 157H177V156H176ZM204 157H205V156H204ZM214 157H215V155H214ZM220 157H221V156H220ZM222 157H221V159H223ZM245 157H246V156H245ZM247 157H246V158H247ZM3 158L0 159V162H1V163H2V161H3V160H2ZM135 158H136V156H135ZM142 158H143V157H142ZM168 158H169V157H168ZM179 158H178V159H179ZM253 158L255 159L256 157L254 156ZM258 158H259V157H258ZM258 158L255 159L254 164H256ZM149 159H150V158H148V161H149ZM178 159L176 158V162H177L178 165H180L181 163H180V164L178 163ZM188 159H189V160H188ZM188 159H187L185 162H188V161L192 160V159H190V158H188ZM197 159L199 160L200 158L198 157ZM213 159H216V158H213ZM213 159L210 160V158H209V162L213 161ZM1 160H2V161H1ZM97 160H98V158H97ZM141 160H142V163H143V161H145V159H144V160L141 159ZM162 160H163V159H162ZM164 160H165V157H164ZM179 160H180V159H179ZM194 160H195V159H194ZM194 160H192V161H194ZM252 160H253V159H252ZM20 161H22V160H20ZM23 161H24V159H23ZM110 161H111V160H109V162H110ZM199 161H200V160H199ZM150 162H151V161H150ZM165 162H166V161H165ZM179 162H180V161H179ZM195 162H196V161H195ZM202 162H203V160H201V165H200V166H202ZM241 162H242V161H241ZM248 162H249V161L246 160V163H248ZM250 162H251V161H250ZM63 163H64V162H63ZM114 163L116 164V162H114ZM152 163H154V162H152ZM207 163H208V162H207ZM207 163H205V164H207ZM6 164H8V162L5 163V164H3V166L6 165ZM10 164H11V163H10ZM16 164H17V162H16ZM108 164H109V163H108ZM143 164H144V163H143ZM143 164L140 166V167H141V170L143 169V168H142ZM150 164H151V163H150ZM177 164H176V165H177ZM183 164H184V163H183ZM241 164H242V165H241ZM249 164H250V163H248V165L246 164V166H248L247 168H249V167L252 166V165L250 166ZM87 165H88V164H87ZM113 165H114V164H113ZM138 165H140V164H138ZM144 165H145V164H144ZM151 165H152V164H151ZM160 165L162 166V163H161V162H160L158 168L162 170V174L164 175V174H165V173H163V170H164V169H162L163 167L161 168ZM108 166H109V167H107V169H108V171H109L108 173H109V175H110V177H111V176H112V174H111L112 172L110 173V171H111L110 168H111V167H110V165H108ZM111 166H112V164H111ZM231 166H232V167H231ZM253 166H254V165H253ZM87 167H88V166H87ZM114 167H115V165H114ZM140 167L138 166L137 169H140ZM173 167H177V166H175V164H174ZM204 167H205V166H204ZM254 167H256V166H254ZM94 168H95V167H94ZM168 168H169V167H168ZM170 168H171V167H170ZM206 168H207V167H206ZM230 168H231V169H230ZM37 169H38V167H37ZM91 169H92V168H91ZM111 169L113 170V168H111ZM165 169H166V168H165ZM175 169H177V168H175ZM211 169H212V167H211ZM211 169H210V170H211ZM226 169H224V170H226ZM143 170H144V169H143ZM171 170H173V169H169V171H171ZM181 170H182V168H181ZM222 170H221V171H220V170H217L216 172H217V173L220 172V173H218V174H221V172H222V173L224 172V171H222ZM46 171H48V170H46ZM144 171H145V170H144ZM149 171H150V169H149ZM165 171H166V170H165ZM167 171H168V169H167ZM167 171H166V172H167ZM227 171H225V173H227ZM260 171H261V170H260ZM135 172H138V171L136 170ZM205 172H206V169H205ZM160 173H161V172H160ZM206 173H207V172H206ZM229 173H230V172L227 173L228 176H227L226 174H224V175L226 176L227 179H228V177H229ZM232 173H230V175H232ZM33 174H34V173H33ZM141 174H142V173H141ZM156 174H158V173H156ZM156 174H154L153 176L155 177ZM215 174H216V173H215ZM259 174H260V173H259ZM259 174H258V175H259ZM44 175H47V173L44 174ZM116 175H117V174H116ZM165 175H166V174H165ZM216 175H217V174H216ZM256 175H257V174H256ZM113 176H114V175H113ZM113 176H112L111 178L107 176L106 179H105L103 182L106 183L107 178H108V180L110 181V184H111V179L113 178ZM144 176H145V175H144ZM153 176H152V177H153ZM159 176H160V174H159ZM232 176H233V175H232ZM114 177H115V176H114ZM200 177H201V176H200ZM214 177H216V176H214ZM217 177H218V176H217ZM217 177H216V178H217ZM43 178H44V176H43ZM109 178H110V179H109ZM144 178H146V177H144ZM150 178H151V177H150ZM201 178H202V177H201ZM152 179H153V181H155L154 178H152ZM180 179H181V178H180ZM199 179H200V178H199ZM221 179H222V178H221ZM227 179H226V180H227ZM159 180H160V179H159ZM191 180H193V179L191 178ZM191 180H190V181H191ZM214 180H215V179H214ZM153 181H152V183H153ZM171 181H172V180H171ZM176 181H177V180H176ZM205 181H207V179H206ZM212 181H213V178H212ZM227 181L229 182V180H227ZM160 182H161V181H160ZM172 182H173V181H172ZM230 182H232V181H230ZM230 182H229V183H230ZM27 183H28V182H26V184H27ZM95 183H97V182H95ZM108 183H109V182H108ZM167 183L169 184V181H166L165 184H167ZM170 183H171V182H170ZM174 183H176V182H174ZM90 184H91V183H90ZM110 184H108V185H110ZM181 184H182V183H181ZM188 184H189V187H190V183H189V181H188ZM222 184L224 185V182H223ZM263 184H264V182H263ZM142 185H144V184H142ZM147 185H149V184H147ZM150 185L152 186L153 184H150ZM172 185H173V183L170 184V186H172ZM182 185L188 186V185L185 184V182H184V184H182ZM182 185H180L181 188H188V187H185V186L182 187ZM220 185H221V184H220ZM220 185H218L219 188L222 187V185H221V187H220ZM257 185H258V184H257ZM259 185H260V184H259ZM114 186H115V185H114ZM159 187L161 188V186H159ZM159 187H158L157 191L160 190ZM165 187H166L165 189H167V185H166ZM198 187H199V186H198ZM149 188H151V187H149ZM172 188H173V190H174V191L172 190V192H174V193L180 191V190H178L179 187L174 188V186H172L171 189H172ZM219 188H216V189H218V190L220 191ZM42 189H43V186H42ZM85 189H86V188H85ZM108 189H109V187H108ZM165 189L163 188V190H165ZM175 189H176L177 191H176ZM167 190H168V189H167ZM34 191H36V190H34ZM209 191H210V190H209ZM215 191H216V190H215ZM215 191H214V192H215ZM219 191H218V192H219ZM32 192H33V191H32ZM159 192H160V191H159ZM168 192L171 193V191H168ZM168 192H166V193H168ZM214 192H211L210 194H213ZM248 192H249V193H248ZM30 193H31V192H30ZM103 193H104V192H103ZM160 193H161V192H160ZM166 193L164 192V195H165ZM208 193H209V192H208ZM216 193H217V192H216ZM145 194L147 195V193H144V195H145ZM158 194H159V193H158ZM123 195H125V194H123ZM130 195H132V193H131ZM130 195H126V197H124V198H127V196L130 197ZM133 195L135 196L134 193H133ZM140 195H141V194H140ZM142 195H143V194H142ZM146 195H145V196H146ZM155 195H156V194H155ZM162 195H163V193H162ZM185 195H186V193H185ZM194 195H195V194H194ZM226 195H227V194H226ZM8 196H9V195H8ZM20 196H21V195H20ZM29 196H31V194H29ZM115 196H117V195H115ZM152 196H154V195H152ZM202 196H204V195H202ZM206 196H207V195L205 194V197H202V198H206ZM221 196H222V195H221ZM228 196H229V194H228ZM83 197H84V196H83ZM122 197H123V196H122ZM131 197H133V196H131ZM143 197H144V196H143ZM185 197H187V196H185ZM208 197H209V196H208ZM136 198H137V196H136ZM136 198L133 197V198L131 199V200L134 202L133 204H134L135 206H134V205H131V204L128 206V209L130 210V213H134V212L137 213L138 210H140V207L143 206L142 203H141L142 206H141V205H140V206L138 205V203H139V202H138V199H139V198H138V199H136ZM220 198H221V200H223V199H222L223 197H220ZM262 198H263V197H262ZM54 199H55V198H54ZM84 199H85V198H84ZM127 199H128V198H127ZM127 199H126V200H127ZM134 199H135V201H134ZM144 199H145V198H144ZM224 199L226 200V199H228V198L225 197ZM27 200H28V198H27ZM29 200L31 201V199H29ZM45 200H46V199H45ZM131 200H128V201H131ZM216 200H217V199H216ZM32 201H33V200H32ZM34 201H35V200H34ZM47 201H48V200H46V202H47ZM71 201H72V200H71ZM113 201H114V200H113ZM115 201H116V200H115ZM117 201H118V199H117ZM117 201H116V202H117ZM136 201H137V202H136ZM139 201H140V199H139ZM172 201L175 203V200L172 199ZM172 201L170 200V202H172ZM213 201H214V200H213ZM229 201H230V200H229ZM22 202H23V201H22ZM22 202H21V203H22ZM125 202H126V201H125ZM161 202H162V201H161ZM163 202H165V200H163ZM230 202H231V201H230ZM90 203H91V202H90ZM128 203H129V202H128ZM130 203H131V202H130ZM136 203H137V205H136ZM143 203H144V202H143ZM181 203H182V206H183V207H186V205H184V203H186V202H181ZM213 203H214V204H213ZM215 203H216V202H211V204H213L214 206H215ZM23 204H24V203H23ZM46 204H47V203H46ZM92 204H93V203H92ZM102 204H103V203H102ZM112 204H113V203H111V205H112ZM116 204H117V203H116ZM116 204H115V205H116ZM186 204H187V203H186ZM209 204H210V203H209ZM211 204H210V205H211ZM94 205H96V204H94ZM117 205H118V204H117ZM119 205H120V203H119ZM122 205H123V204H122ZM169 205H170V203H169ZM202 205H203V204H199L197 207L202 208V207H203ZM210 205H208V206L206 205L207 208L205 207V210H207L208 207H210ZM231 205H233V208L231 209V212H232V213L230 214V213H229V210H230V208H231ZM5 206H7V205H5ZM96 206H97V205H96ZM124 206H125V205H124ZM131 206H133V208H132ZM194 206H195V204H194ZM201 206H202V207H201ZM211 206H212V205H211ZM2 207H3V206H2ZM44 207H45V205H44ZM118 207H119V206H118ZM129 207H130V208H129ZM134 207H137V208H134ZM177 207H178V206H177ZM180 207H181V206H180ZM190 207H191V209L193 208V206H190ZM30 208L32 209V206H31ZM77 208H78V207H77ZM120 208H121V207H120ZM138 208H139V209H138ZM16 209H17V208H16ZM53 209H54V212H53V213H55V209H56V208L54 207ZM121 209L124 210V212H125V209H123V208H121ZM184 209H185V212H186V209H187V208H184ZM36 210H37V209H36ZM76 210H77V209H76ZM83 210H84V209H83ZM141 210H142V208H141ZM203 210H204V209H203ZM216 210H217V209H216ZM1 212H2V210H0V213H1ZM15 212H16V210H15ZM17 212H18V210H17ZM81 212H82V209H81ZM90 212H92V210H90ZM124 212H123V213H124ZM142 212H143V210H142ZM128 213H129V212H128ZM198 213H199V212H198ZM198 213H197V214H198ZM71 214H72V213H71ZM197 214H196V215H197ZM221 214H222V215H221ZM43 215H44V214H43ZM214 215H215V216H214ZM214 215H212V217L214 216V217L216 218V213H215ZM223 215H224V216H223ZM33 216H34V213H33ZM64 216H65V215H64ZM169 216H171V215H169ZM190 216H191V215H190ZM194 216H195V215H194ZM194 216H191V217L189 218L190 221H191L192 217H194ZM27 217L29 218V216H27ZM27 217L24 218V219H28ZM188 217H189V216H188ZM188 217H187V216L185 217V216L183 215V216H182L183 219H180V221L183 222V223H185V222H184V218H188ZM56 218H57V217H56ZM107 218H108V217H106V220H107V221L109 220V221H108V223H109V222H110V219H107ZM215 218H214V219H215ZM221 218H220V219H221ZM130 219H131V218H130ZM141 219H143V218H141ZM145 219H146V218H145ZM209 219H213V218L210 217ZM19 220H20V219H19ZM28 220H29V219H28ZM31 220H32V219H31ZM98 220H99V219H98ZM128 220H129V219H128ZM147 220H148V217H147ZM186 220L188 221V219H186ZM25 221H26V224H28V223H27V220H25ZM34 221H35V219H34ZM112 221H113V219H112ZM112 221H111L110 223H112ZM149 221H152L151 218H149L148 222H144V224H145V225L149 224ZM200 221H201V220H200ZM200 221H199V223H197V224L200 225V224H201ZM220 221H221V220H220ZM28 222H29V221H28ZM89 222H90V221H89ZM141 222H142V221H140V223H141ZM221 222H222V221H221ZM64 223H65V222H64ZM108 223H107V224H108ZM113 223H114V222H113ZM140 223H139V225L137 224L135 227H136V228H137V226L139 227V226H140ZM146 223H147V224H146ZM183 223H181V224H183ZM188 223L190 224V222H188ZM216 223H217V222H216ZM224 223H225V222H224ZM13 224H14V223H13ZM15 224H16V223H15ZM116 224H117V223H116ZM144 224H143V225H144ZM172 224H173V223H172ZM197 224H195V225H197ZM218 224H220V222H218V223L215 224V225L217 226ZM225 224L230 225L228 222H226ZM2 225H3V224H2ZM31 225H32V224H31ZM31 225L29 224V226H31ZM108 225H109V224H108ZM110 225H112V224H110ZM114 225H115V224H114ZM117 225H118V224H117ZM121 225H122V224H121ZM183 225H184V224H183ZM215 225H214L213 228H215ZM11 226H12V225H11ZM11 226H10V228H11ZM118 226H120V225H118ZM190 226L193 227V221H192L191 225H189V227H190ZM220 226H221V225H220ZM13 227H14V225H13ZM53 227H54V226H53ZM115 227H116V230H117V226H115ZM122 227H123V226H122ZM180 227H182V228H180V229H182L183 231H185L183 226H180ZM202 227H203V226H202ZM232 227H233V226H232ZM7 228H8V227H7ZM56 228H58V227H56ZM56 228H55V229H56ZM112 228H113V225H112ZM124 228H125V227H124ZM136 228H135V231L137 232V229H136ZM178 228H179V227H178ZM178 228H177V229H178ZM205 228H206V226H205ZM52 229H53V228H52ZM60 229H61V228H60ZM83 229H84V228H83ZM120 229H122V228H120ZM120 229H119V230H120ZM125 229H126V228H125ZM180 229L175 230V232H176V231L181 232ZM219 229H220V228H219ZM64 230H65V229H63V231H64ZM90 230H91L90 232H92V229H90ZM108 230H110V229H108ZM111 230H112V229H111ZM12 231H13V229H12ZM59 231H60V230H59ZM81 231H82V230H81ZM83 231H84V230H83ZM106 231H107V230H106ZM122 231H123V230H122ZM129 231H130V230H129ZM158 231H159V230H158ZM163 231H164V230H163ZM189 231H191L190 228H189L188 233H187L186 235H189ZM6 232H7V231H6ZM8 232H9V231H8ZM8 232H7V233H8ZM114 232H115V231H113V233H114ZM165 232H166V231H165ZM165 232L163 233V235L165 234ZM198 232H199V231H197L196 233H198ZM211 232H212V231H211ZM12 233H13V232H12ZM28 233H29V232H28ZM28 233H27V234H28ZM107 233H108V232H107ZM117 233H118V232H117ZM117 233H116V234H117ZM199 233H200V235H201L202 231H200ZM214 233H215V231L212 232V233L209 232V234H212V235H214ZM227 233H226V234H227ZM114 234H115V233H114ZM202 234L205 235L204 233H202ZM226 234H224V235H226ZM8 235H9V234H8ZM106 235H107V234H106ZM154 235H156V234H154ZM173 235H174V234H173ZM186 235H185V236H186ZM219 235H220V234H219ZM219 235H218V236H219ZM5 236H6V235H5ZM118 236H119V235H118ZM128 236H129V234H128ZM180 236H181V235H180ZM208 236L210 237V235H208ZM208 236H207V238H208ZM174 237H175V236H174ZM187 237H188V236H187ZM194 237H195V236H194ZM194 237H192V238H194ZM223 237H224V236H223ZM225 237H227V236H225ZM225 237H224V239H225ZM12 238H13V237H12ZM16 238H17V237H16ZM175 238H176V237H175ZM180 238H181V237H180ZM182 238H183V237H182ZM182 238L180 239L181 242H180L179 244L182 245V248H184V247H183L184 244H182V241H183V243H184V240H182ZM188 238H189V237H188ZM202 238L204 239V237H201V240H203ZM210 238H211V237H210ZM114 239L116 240V238H114ZM134 239H135V237H134ZM205 239H206V238H205ZM205 239H204V240H205ZM216 239H218V238H216ZM220 239H222V238L219 236V240H220ZM169 240H170V238H169ZM174 240H175V239H173V236H172V240L170 241V243H169L168 246H171L170 244H172ZM201 240H200V242H202ZM204 240H203V241H204ZM219 240H218V241H219ZM57 241H58V240H57ZM61 241H62V240H60V242H61ZM63 241H64V240H63ZM162 241H163V240H162ZM38 242H39V241H38ZM66 242H67V241H65V243H66ZM73 242H74V241H73ZM114 242H115V241H114ZM171 242H172V243H171ZM185 242H187V239H186V238H185ZM192 242H194V241L192 240ZM31 243H35V242L32 241V242H29V243L26 244V245H29V244L31 245ZM63 243H64V242H63ZM94 243H95V242H94ZM101 243H102V242H101ZM115 243H116V242H115ZM115 243H114V244H115ZM202 243L204 244V242H202ZM202 243H201L200 245H202ZM217 243H218V242H217ZM72 244H73V243H72ZM95 244H96V243H95ZM112 244H113V242H112ZM135 244H136V243H135ZM143 244H144V242H143ZM167 244H168V243H167ZM179 244H178V245H179ZM22 245H23V244H22ZM102 245H103V243H102ZM102 245H101V246H102ZM198 245H199V244H198ZM95 246H96V245H95ZM204 246L206 247V245H203V247L200 246L201 248H200L199 250H201V249L204 250ZM229 246H230V245H229ZM124 247H126V246L124 245ZM163 247H164V246H163ZM166 247H167V246H166ZM166 247H164V248L167 249V251H170V252H171V250H173V248H171V250H170V247H169V248H166ZM172 247H173V246H172ZM177 247H178V246H177ZM192 247L194 248L195 245L193 244ZM86 248H87V247H86ZM128 248H129V247H128ZM134 248H136V247H134ZM164 248H162V250H161V254L164 253V251H165ZM182 248L179 247L180 250H178V251H180V253H181V249H182ZM189 248H190V247H189ZM189 248H188V249H189ZM193 248H192V249H193ZM198 248H199V246H198ZM211 248H212V247H211ZM211 248H210V249H211ZM108 249H109V247H108ZM110 249H111V248H110ZM168 249H169V250H168ZM190 249H191V248H190ZM194 249H196V248H194ZM217 249H218V250H217ZM8 250H9V249H8ZM31 250H32V249H31ZM135 250H136V249H135ZM135 250H133V252H134ZM163 250H164V251H163ZM182 250H183V249H182ZM202 250L199 251V252L201 253ZM219 250H220L219 247H216V250H215V248H214V251H218V252H219ZM224 250H225V249H224ZM0 251H1V250H0ZM159 251H160V250H159ZM159 251L157 252V254H159ZM174 251H175V250H174ZM178 251H176V253H177ZM212 251H213V249H212ZM225 251H226V250H225ZM94 252H95V251H94ZM190 252H192V250H189V256L191 257V255H192V257H193V254H192L193 252L191 253V255H190ZM205 252H206V251H203L202 253L204 254ZM207 252H208V251H207ZM218 252H217V253H218ZM4 253H5V252H4ZM172 253H173V252H172ZM180 253L177 254V257H179ZM208 253H210V250H209ZM215 253H216V252H215ZM122 254H125V253H122ZM131 254H132V252H131ZM131 254H129V255H131ZM134 254H135V253H133V255H134ZM136 254H137V253H136ZM149 254H150V253H149ZM169 254H170V253H169ZM218 254H219V253H218ZM2 255H3V254H2ZM2 255H1V256H2ZM133 255H132V256H133ZM137 256H138V255H137ZM185 256H186V255H184V257H185ZM200 256H201V255H200ZM217 256H218V255H217ZM124 257H125V255H124ZM138 257H139V256H138ZM175 257H176V255H175ZM192 257H191V258H192ZM188 258H189V257H188ZM191 258H189V259L192 260ZM7 259L9 260V263H10L11 258H10V259L7 258ZM19 259H20V258H19ZM19 259H18V260H19ZM100 259H101V258H100ZM111 259H112V258H109V260H111ZM115 259H116V258H114V261L111 260V262L114 263V262H115ZM173 259H176V258H173ZM2 260H3V261H8V260H6V259H5V260L2 259ZM116 260H117V259H116ZM181 260H182V259H181ZM67 261H68V260H67ZM135 261H136V259H135ZM137 261H139V260H137ZM194 261H195V260H194ZM199 261H200V260H199ZM202 261L204 262V260H202ZM206 261H208V260H206ZM206 261H205V262H206ZM211 261H212V260H211ZM215 261H216V260H215ZM215 261H213V262H214L213 264H215ZM221 261H222V260H221ZM11 262L14 263L13 260H11ZM19 262H20V261H19ZM142 262H143V260L141 261V264H143ZM154 262H155V261H154ZM171 262L173 263V261H170V262L168 261L169 264H170ZM181 262H182V261H181ZM208 262H209V261H208ZM16 263H18V261H16ZM23 263H24V262H23ZM23 263H22V264H23ZM168 263H167V264H168ZM110 264H111V263H110ZM124 264H125V263H124ZM130 264H132V263H130ZM133 264H134V263H133ZM137 264H138V263H137ZM139 264H140V263H139ZM196 264H197V263H196ZM210 264H211V263H210ZM217 264H218V263H217Z\"/></svg>", "mask_w": 264, "mask_h": 264}]
</instances>
